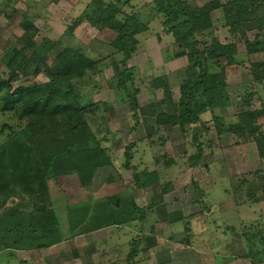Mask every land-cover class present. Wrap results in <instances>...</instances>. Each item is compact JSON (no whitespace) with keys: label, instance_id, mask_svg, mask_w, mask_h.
I'll use <instances>...</instances> for the list:
<instances>
[{"label":"rangeland","instance_id":"rangeland-1","mask_svg":"<svg viewBox=\"0 0 264 264\" xmlns=\"http://www.w3.org/2000/svg\"><path fill=\"white\" fill-rule=\"evenodd\" d=\"M150 1L0 0V150L9 156L28 141L19 97L9 96L20 87L47 83L46 70L62 52H80L92 61L100 60V72H86L76 102L81 107L88 101L95 104L96 112L85 115L101 144L97 159L73 160L70 167L45 174L43 185L33 190L44 198L40 205L31 206L33 215L27 214L26 202L35 200L29 189L37 183H28L26 176L0 180V264H199L197 256L211 249L220 252L219 262L231 258L264 264V158L258 157L253 135L241 137L229 130L245 112L264 108V81L254 84L249 73L253 62L264 63V52L243 55L245 40L252 43L259 36L264 41L263 28L256 20L224 26L222 10L213 11L210 27L194 38L202 47L213 39L237 46L234 60L211 61L205 66L206 72L215 73L218 83L225 78L227 99H216L215 105L220 106L208 109L201 123L183 132L168 127L146 138L139 111L131 110L126 99L115 94L114 72L109 67V43L115 33L91 22L137 13L147 27L138 35L139 48L128 61L135 70L138 106L143 109L161 99V89L152 86L160 75L167 78L177 97L185 53L180 51L179 58L171 59L173 40L163 31L162 19L154 15ZM190 1L202 6L211 0ZM25 45L32 46L23 54L37 65L25 73L18 67V79L10 82V89L1 87L14 73L7 65L10 50ZM251 123L264 131L261 115ZM142 172H156L158 178L146 188L139 187L133 174ZM107 203L116 205L115 225L84 233L76 225L79 220L68 224L70 212L77 207H87L83 219L87 225L100 222L102 215L96 216L95 209L101 211L96 207ZM138 210L145 212L143 222ZM206 224L218 225L223 235L203 247L194 233ZM150 233L157 246L145 252V245L139 243L140 252L129 261L132 244L153 237Z\"/></svg>","mask_w":264,"mask_h":264},{"label":"trees","instance_id":"trees-1","mask_svg":"<svg viewBox=\"0 0 264 264\" xmlns=\"http://www.w3.org/2000/svg\"><path fill=\"white\" fill-rule=\"evenodd\" d=\"M150 6L154 15L162 19L163 31L173 40L174 50L171 59L179 58V52L184 51L186 68L177 97H174L167 78L160 75L153 80L152 86L155 90L161 89V99L151 101L148 107L143 109L138 106V92L133 89L135 70L128 66V61L139 48L138 35L144 33L147 27L140 23L137 13L128 15L121 13L120 19L115 15H109L100 23L91 22L96 27L107 28L115 33L109 43L112 49L109 67L114 72L112 82L116 85L115 94L118 95L117 98L126 99L131 110L139 111L146 138H151L168 127H178L183 132L187 126L201 123V116L204 113L219 107L220 105H215L216 99H227L223 85L225 78L218 79V83L215 73L206 72L205 66L211 61L218 64L222 60H234L239 52L237 46L233 43L223 45L217 39H213L210 44L202 47L194 38L195 33L210 27L213 11L222 10L224 26L250 24L256 20L264 32V0H211L202 6L190 0H151ZM261 36L264 39V34L261 33ZM22 38L30 41L28 35ZM259 38L256 36L252 43L248 40L244 41V56L249 57L255 52H264L262 48L264 41ZM29 46H22L20 50H10L8 54L10 60L7 65L14 73L1 87L10 89V82L18 79L15 72L18 67L21 69L20 72L25 73L26 68L37 65L38 62L28 60L23 54ZM75 54L62 52L55 58L46 70L49 78L47 83L34 87H20L9 96V98L19 97L21 112L26 120L24 134L28 141L13 149L9 156L5 155L2 149L0 150V180H4L5 177L13 180L15 176L19 178L26 176L28 183H37L29 189L30 197H35V200L26 202V205L29 204L27 207L30 208L28 215L35 214L31 212V206L40 205L41 199H44L40 195L36 196L33 190H38L39 185H43L45 174H53V170L57 168H68L73 160L75 163L95 160L101 151V144L91 132L85 115L86 111L96 112L95 104L88 101L81 107L76 102L77 90L82 85L81 81L84 80L86 72L94 71L95 74L100 72L97 66L100 60L95 62L80 52ZM117 56L120 59L117 60ZM249 73L252 77L251 81L259 86L264 81V63L253 62ZM258 115L264 120V108L245 112L241 120L231 125L229 130L241 137L247 134L253 135L258 157L263 159L264 131L255 129L251 123ZM246 121L250 123L246 124ZM42 162L45 163V167ZM156 176V172L155 174L134 173L133 181L135 185L146 188L157 180L158 176ZM77 208L78 210L74 208L70 212L67 219L69 225L71 220H79L76 225L80 227L81 232H91L98 226L106 228L117 223L118 212L115 204L107 203L102 205L101 209L96 207L101 210L98 211L101 213H98L95 209L96 216L102 215L101 221L89 225L83 222L87 207ZM138 212H140L139 219L143 222L145 212L143 210ZM257 236L260 237L259 234ZM261 242L264 244V237ZM139 243L145 245L143 249L145 252L157 246L154 236L140 238L130 247L128 259L131 262L140 252Z\"/></svg>","mask_w":264,"mask_h":264},{"label":"crops","instance_id":"crops-1","mask_svg":"<svg viewBox=\"0 0 264 264\" xmlns=\"http://www.w3.org/2000/svg\"><path fill=\"white\" fill-rule=\"evenodd\" d=\"M220 226V225H219ZM211 232H214L211 234ZM222 233L218 232V225L206 224L204 228L201 229V232L194 233V238H196L200 245L205 247L210 243L212 240L217 238L218 236H222ZM216 240V239H215ZM157 242V241H156ZM206 253H200L198 257L199 264H247V261H234L231 258L228 260H223L221 262L217 261V257L220 255V252L215 249H211L210 251H205ZM219 258V257H218ZM251 264V259L248 260Z\"/></svg>","mask_w":264,"mask_h":264}]
</instances>
